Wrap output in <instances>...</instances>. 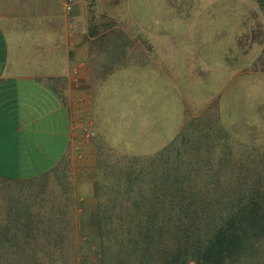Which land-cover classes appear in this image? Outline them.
Instances as JSON below:
<instances>
[{"label": "crops", "instance_id": "crops-1", "mask_svg": "<svg viewBox=\"0 0 264 264\" xmlns=\"http://www.w3.org/2000/svg\"><path fill=\"white\" fill-rule=\"evenodd\" d=\"M65 1L0 0V180H40L74 160L81 117L93 120L98 140L114 136L125 151L130 124L148 108L139 101L128 109L138 73L162 67L172 80L156 36L161 0H73L70 13ZM259 36L251 73L264 74V31ZM89 190L92 210L94 183Z\"/></svg>", "mask_w": 264, "mask_h": 264}, {"label": "rangeland", "instance_id": "rangeland-1", "mask_svg": "<svg viewBox=\"0 0 264 264\" xmlns=\"http://www.w3.org/2000/svg\"><path fill=\"white\" fill-rule=\"evenodd\" d=\"M160 8V31L155 35L163 43L165 67L168 65L165 73L172 80H167L162 67L160 71L156 68L138 73L136 83L141 78L142 84L137 89L131 88L128 109L136 110L140 102L148 108L143 107L141 119L130 124L133 128L128 139L132 142L127 140L125 151H121L111 142L114 136L98 140L93 120L87 117L93 135L81 138L80 134L74 160L64 161L53 176L28 182L0 180V227L7 221L11 236L20 237L22 232L10 219L16 211L10 214L9 210L22 213L18 209L31 204L35 210L45 212L41 215L45 218L43 223L33 220L39 225L35 231L40 238L39 247L49 234L42 231V226L59 220L67 226L64 234L76 236L79 264H95L93 243L86 240L96 236L89 222L94 209L87 207L90 185L97 186L105 168L122 163L123 158L153 156L178 136L185 125L220 127L227 136L219 143L220 147L227 145V140L231 147L216 150L213 155L250 159L251 176L264 173V74L251 73V45L254 50L261 42L259 34L264 31L260 7L255 0H161ZM117 95H111L112 107L120 104ZM152 114L156 118L150 117ZM111 122L114 124V116ZM210 140L215 142L214 137ZM101 185L107 186L104 182ZM53 206L61 207V212L51 213ZM76 218L80 224H74L73 228L71 223ZM14 244L19 245L18 241ZM5 245H0V264H22L16 262L22 258L20 248L11 244L8 249Z\"/></svg>", "mask_w": 264, "mask_h": 264}, {"label": "trees", "instance_id": "trees-1", "mask_svg": "<svg viewBox=\"0 0 264 264\" xmlns=\"http://www.w3.org/2000/svg\"><path fill=\"white\" fill-rule=\"evenodd\" d=\"M255 1L264 14V0ZM226 138L217 126L185 125L153 156L105 168L89 221L96 236L86 239L95 264H264V173L251 176L250 159L213 155L231 147L228 140L220 147ZM20 209L9 213L16 211L10 219L22 236H11L7 221L0 227V245L20 248L16 262L79 264L76 236L64 234L65 224L42 226L49 234L39 247L34 222L43 223L45 212Z\"/></svg>", "mask_w": 264, "mask_h": 264}, {"label": "built area", "instance_id": "built-area-1", "mask_svg": "<svg viewBox=\"0 0 264 264\" xmlns=\"http://www.w3.org/2000/svg\"><path fill=\"white\" fill-rule=\"evenodd\" d=\"M72 4H73V0H66L65 1V12L66 13H70L72 10ZM79 125H80V134H81V138L83 137H89L90 135H93V133L91 132V125L92 123L90 122V120L87 119H80L79 120ZM76 129L75 123H74V130ZM80 138V137H79ZM76 152L79 150V148L75 149Z\"/></svg>", "mask_w": 264, "mask_h": 264}]
</instances>
